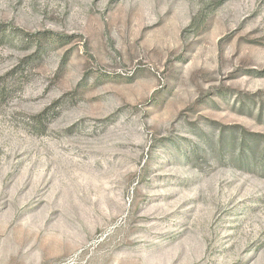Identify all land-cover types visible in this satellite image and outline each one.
Returning <instances> with one entry per match:
<instances>
[{
  "label": "rangeland",
  "instance_id": "1",
  "mask_svg": "<svg viewBox=\"0 0 264 264\" xmlns=\"http://www.w3.org/2000/svg\"><path fill=\"white\" fill-rule=\"evenodd\" d=\"M264 0H0V264H264Z\"/></svg>",
  "mask_w": 264,
  "mask_h": 264
},
{
  "label": "trees",
  "instance_id": "2",
  "mask_svg": "<svg viewBox=\"0 0 264 264\" xmlns=\"http://www.w3.org/2000/svg\"><path fill=\"white\" fill-rule=\"evenodd\" d=\"M263 162H264V158H263Z\"/></svg>",
  "mask_w": 264,
  "mask_h": 264
}]
</instances>
